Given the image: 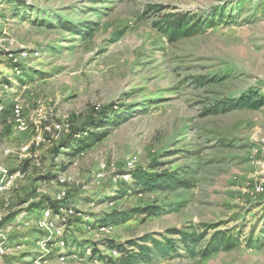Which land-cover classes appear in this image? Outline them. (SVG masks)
<instances>
[{
    "label": "rangeland",
    "instance_id": "374dc122",
    "mask_svg": "<svg viewBox=\"0 0 264 264\" xmlns=\"http://www.w3.org/2000/svg\"><path fill=\"white\" fill-rule=\"evenodd\" d=\"M183 15L214 22L169 38L161 23ZM248 91L264 95V0H0V178L12 174L0 264H101L115 257L105 241L173 228L208 234L141 264H264V192L252 193L264 179V106L204 112ZM15 102L27 132L15 129ZM105 108L122 118L104 139L77 156L60 148ZM137 170L177 171L191 185L142 191ZM60 175L76 212L68 247L47 252L49 234L23 221L54 207ZM147 205L162 209L126 216ZM217 230L239 241L203 257Z\"/></svg>",
    "mask_w": 264,
    "mask_h": 264
},
{
    "label": "trees",
    "instance_id": "16d2710c",
    "mask_svg": "<svg viewBox=\"0 0 264 264\" xmlns=\"http://www.w3.org/2000/svg\"><path fill=\"white\" fill-rule=\"evenodd\" d=\"M19 4L24 5V3ZM213 22L214 21L212 20H207L204 23L199 19L193 22L192 19L183 15L179 18H174L161 23V30L166 32L169 38L175 40L180 36L198 31L203 24L212 25ZM262 106H264V95L259 94L258 92L248 91L240 96L218 102L204 112L205 114H209L212 112L228 111L237 107L259 109ZM121 118L122 115H111L109 108H105L97 115L90 117L85 122L84 126L76 131L78 137L72 136L64 140L61 143L62 145L60 148H67L70 150V155L77 156L83 150L94 146L97 142L104 139L109 133L108 128L119 124ZM58 152L59 151H57V153ZM154 169L155 168H151V170ZM134 177L135 185L142 191L191 185V182L177 171H161L153 173L148 170H137L134 172ZM56 206L57 203L54 205V208ZM161 209V206L147 205L132 210L130 213L126 214V216L133 217L136 214L152 216L158 214ZM123 218L125 217L117 216L110 221L118 223ZM207 234L208 233L203 231L198 233L188 229L173 228L167 231V235L170 237L164 235L162 240L155 238L152 234H145L140 239L128 240L124 244L116 243L113 240L105 241L109 248L117 249L119 255L115 257H105L102 259L101 264L148 263L155 257L171 256L177 251L179 242L184 248L191 250L200 240L205 238ZM173 236H178L179 239L177 240ZM253 240V238H249L248 242H253ZM238 241L239 237L237 235H233L229 231L217 230L212 234L205 247L202 249V256L208 257L222 249H229ZM93 249V253L95 254L96 248L93 247Z\"/></svg>",
    "mask_w": 264,
    "mask_h": 264
},
{
    "label": "built area",
    "instance_id": "2783aa9c",
    "mask_svg": "<svg viewBox=\"0 0 264 264\" xmlns=\"http://www.w3.org/2000/svg\"><path fill=\"white\" fill-rule=\"evenodd\" d=\"M17 62V59H14ZM4 110L3 103L0 102V114ZM12 113L14 119V126L15 129L19 132H27L28 125L24 117L23 107L20 103L15 102L12 106ZM44 141L41 133H37L33 139L34 146L38 147ZM264 168V162H263ZM12 178V174L5 171L3 177L0 178V194L4 188V183L6 180ZM58 190L55 195V201L57 206L54 208L46 207L42 209L40 215L36 216L33 215L23 221V225L30 227L32 225L35 226L36 229L46 232L49 234L50 241L49 242H42L39 241L41 246L44 247V250L49 252V247H56L60 249H66L68 247V240L65 236L66 226L68 225L69 219L72 215L75 214L76 209L74 205H72L67 200V179L64 176H59L57 179ZM253 194H261L264 192V179L259 183H256L252 189ZM5 219V212L3 206L0 204V224ZM95 232L110 235L113 232V225L110 224H98L94 228ZM53 240V241H52ZM91 248H88L87 253L90 254ZM113 255L117 256L119 252L117 249L112 250ZM5 254V247L0 245V255ZM62 260H65V255H62Z\"/></svg>",
    "mask_w": 264,
    "mask_h": 264
}]
</instances>
